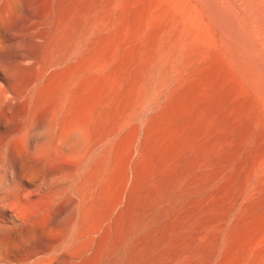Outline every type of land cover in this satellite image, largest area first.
Returning a JSON list of instances; mask_svg holds the SVG:
<instances>
[{"label":"bare ground","instance_id":"bare-ground-1","mask_svg":"<svg viewBox=\"0 0 264 264\" xmlns=\"http://www.w3.org/2000/svg\"><path fill=\"white\" fill-rule=\"evenodd\" d=\"M228 50L191 0H0V264H156L175 172L250 137L254 67Z\"/></svg>","mask_w":264,"mask_h":264},{"label":"rangeland","instance_id":"rangeland-1","mask_svg":"<svg viewBox=\"0 0 264 264\" xmlns=\"http://www.w3.org/2000/svg\"><path fill=\"white\" fill-rule=\"evenodd\" d=\"M191 2L224 58L230 62L232 48L252 63L257 86L249 93L252 106L243 122L250 137L244 127L234 133L246 143L218 150L216 138L203 136V164L190 154L170 179L171 189L159 196L156 264H264V0H218L249 48L225 39L202 0ZM235 83L245 85L239 76Z\"/></svg>","mask_w":264,"mask_h":264}]
</instances>
